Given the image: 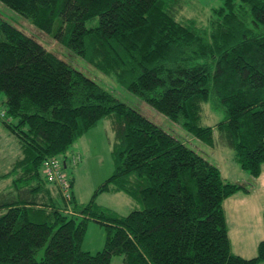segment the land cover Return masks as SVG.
<instances>
[{
	"label": "trees",
	"instance_id": "obj_1",
	"mask_svg": "<svg viewBox=\"0 0 264 264\" xmlns=\"http://www.w3.org/2000/svg\"><path fill=\"white\" fill-rule=\"evenodd\" d=\"M179 0H0L196 139L214 131L242 170L264 164V0H222L206 25L177 20ZM96 20L92 26L86 23ZM0 122L18 140L1 180L0 264H261L232 252L223 201L250 189L219 169L0 15ZM222 111L201 125V106ZM108 119L114 170L84 206L63 169L73 143ZM12 150V149H11ZM56 160L64 190L45 164ZM67 191L63 205L54 196ZM121 192L142 208L125 216L95 198ZM264 234V211L261 213ZM87 221L104 228L82 250ZM42 252L40 258L39 253Z\"/></svg>",
	"mask_w": 264,
	"mask_h": 264
},
{
	"label": "rangeland",
	"instance_id": "obj_2",
	"mask_svg": "<svg viewBox=\"0 0 264 264\" xmlns=\"http://www.w3.org/2000/svg\"><path fill=\"white\" fill-rule=\"evenodd\" d=\"M177 4L175 7L173 6L177 20L191 19L199 25H206L211 17V10L220 6L222 0H179ZM0 15L10 24L18 26L25 34L39 42L47 51L95 81L119 101L133 108L163 131L214 164L219 169L224 181L250 189L248 194L239 191L224 200L223 209L232 252L235 254L241 252L245 257L255 256V247L252 246L251 251L249 249L247 251L240 250L235 239L239 241L238 238L243 235L248 239L244 223L246 225L255 224L256 229L258 227L263 229L261 213L264 211V164L261 166L262 171L258 180L251 178L235 160L233 150L220 140L217 131H214L213 143L210 145L196 139L180 125L170 121L128 92L116 82L117 80L113 75H106L98 71L85 60L58 45L50 36L37 30L28 20L18 16L2 4H0ZM93 23H96V20L87 22L86 26L90 27ZM222 118V111L212 109L208 103L202 104L201 125L214 127ZM113 141L114 134L110 130L109 121L104 119L77 139L65 155L69 161H71L72 154H80L82 157L79 163L75 165L67 163L63 169L67 176L73 180L71 190L78 205H86L91 200L96 188L112 174L114 170L111 155ZM17 143V138L8 132L0 122V175L10 171L12 162L18 156ZM7 182L0 179V191L6 190ZM54 199L56 204L63 205L62 197L55 195ZM95 203L120 216H125L132 210L142 208L140 202L132 200L121 192L101 193L95 198ZM258 219H261V223ZM85 232L82 250L90 252V254L101 250L105 242L104 228L96 222L87 221ZM41 255L42 252L39 253L38 258ZM121 262L122 256H113L110 264H120Z\"/></svg>",
	"mask_w": 264,
	"mask_h": 264
},
{
	"label": "crops",
	"instance_id": "obj_3",
	"mask_svg": "<svg viewBox=\"0 0 264 264\" xmlns=\"http://www.w3.org/2000/svg\"><path fill=\"white\" fill-rule=\"evenodd\" d=\"M110 127V125H109ZM73 185V184H72ZM74 195V194H73ZM259 223H261V219H258ZM245 229H246V235L248 236V239L243 235L242 237L238 238V240L235 239V241L239 244V249L240 250H245L247 251L248 249L251 251L252 246L255 247L254 251L256 250V244L258 241H260L263 238V229H261L260 227H258V229H256V225L255 224H249L246 225L244 223ZM248 233V234H247ZM237 255L243 256V254H241V252H237ZM252 257V256H250ZM250 257H245V258H250ZM264 264V263H261Z\"/></svg>",
	"mask_w": 264,
	"mask_h": 264
},
{
	"label": "built area",
	"instance_id": "obj_4",
	"mask_svg": "<svg viewBox=\"0 0 264 264\" xmlns=\"http://www.w3.org/2000/svg\"><path fill=\"white\" fill-rule=\"evenodd\" d=\"M45 174H49V178L55 180L59 187H61V190L65 189V187H62L65 180L59 170V165L56 160H51L48 166L47 163L45 164Z\"/></svg>",
	"mask_w": 264,
	"mask_h": 264
},
{
	"label": "bare ground",
	"instance_id": "obj_5",
	"mask_svg": "<svg viewBox=\"0 0 264 264\" xmlns=\"http://www.w3.org/2000/svg\"><path fill=\"white\" fill-rule=\"evenodd\" d=\"M71 162L73 164H75L77 162V155L76 154H72ZM60 193H61L62 199L67 200V198L69 197V193L67 191H62Z\"/></svg>",
	"mask_w": 264,
	"mask_h": 264
}]
</instances>
